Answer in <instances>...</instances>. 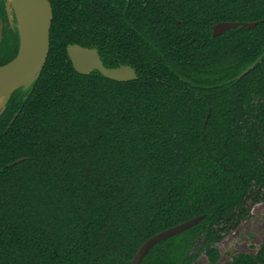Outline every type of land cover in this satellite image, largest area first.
I'll return each instance as SVG.
<instances>
[{
    "label": "trees",
    "instance_id": "16d2710c",
    "mask_svg": "<svg viewBox=\"0 0 264 264\" xmlns=\"http://www.w3.org/2000/svg\"><path fill=\"white\" fill-rule=\"evenodd\" d=\"M49 1L43 74L0 116V264H132L200 216L142 264H219L264 190V0ZM224 22L258 25L214 37ZM70 45L138 79L81 75ZM19 49L2 0L0 67ZM226 264H264V248Z\"/></svg>",
    "mask_w": 264,
    "mask_h": 264
},
{
    "label": "water",
    "instance_id": "95a60500",
    "mask_svg": "<svg viewBox=\"0 0 264 264\" xmlns=\"http://www.w3.org/2000/svg\"><path fill=\"white\" fill-rule=\"evenodd\" d=\"M5 1L9 14L10 4L7 0ZM30 2L35 14V22L28 40L24 38L20 27L21 22L18 20L15 10L10 6L17 20L16 24L13 20L11 22L12 26L19 32L20 49L17 57L12 62L0 67V90L7 88L12 91L5 108L0 112V116L5 112L12 95L16 91L20 89L27 91L40 80L50 55L51 29L54 17L52 5L49 0H30ZM257 25V23H219L213 28V36L219 37L237 28L253 29ZM68 55L75 71L81 75L89 76L98 71L105 78L116 82L124 83L138 79L137 72L131 66H121L113 69L107 68L97 49H89L80 45H70L68 47ZM252 69L250 68L240 78L247 75ZM204 218L205 216L194 218L189 222L154 236L142 246L132 264H142L156 245L192 229Z\"/></svg>",
    "mask_w": 264,
    "mask_h": 264
},
{
    "label": "rangeland",
    "instance_id": "374dc122",
    "mask_svg": "<svg viewBox=\"0 0 264 264\" xmlns=\"http://www.w3.org/2000/svg\"><path fill=\"white\" fill-rule=\"evenodd\" d=\"M12 21L14 14L9 6ZM264 248V190L259 195H251L246 201L244 212L236 223L228 228L222 242L218 245L221 253L219 264H226L241 253L257 254ZM194 264H210L206 256Z\"/></svg>",
    "mask_w": 264,
    "mask_h": 264
},
{
    "label": "bare ground",
    "instance_id": "6f19581e",
    "mask_svg": "<svg viewBox=\"0 0 264 264\" xmlns=\"http://www.w3.org/2000/svg\"><path fill=\"white\" fill-rule=\"evenodd\" d=\"M10 6L15 10V13L20 20L21 31L24 38L27 40L33 31V24L35 22V14L30 0H7ZM12 93L7 88L0 90V112L5 108L7 101Z\"/></svg>",
    "mask_w": 264,
    "mask_h": 264
},
{
    "label": "flooded vegetation",
    "instance_id": "af4514ba",
    "mask_svg": "<svg viewBox=\"0 0 264 264\" xmlns=\"http://www.w3.org/2000/svg\"><path fill=\"white\" fill-rule=\"evenodd\" d=\"M14 18H16L15 15H14ZM13 21H14V19H13ZM14 22H15V21H14Z\"/></svg>",
    "mask_w": 264,
    "mask_h": 264
}]
</instances>
